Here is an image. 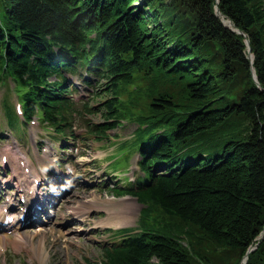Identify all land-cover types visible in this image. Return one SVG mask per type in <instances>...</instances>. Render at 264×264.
Masks as SVG:
<instances>
[{
	"label": "trees",
	"instance_id": "trees-1",
	"mask_svg": "<svg viewBox=\"0 0 264 264\" xmlns=\"http://www.w3.org/2000/svg\"><path fill=\"white\" fill-rule=\"evenodd\" d=\"M216 5L0 0V86L13 82L26 121L74 136L70 80L81 78L104 97L84 106L103 117L90 126L98 138L137 123L143 177L115 192L145 207L104 264H241L258 242L246 264H264V0H219L242 33ZM2 108L18 129L9 94Z\"/></svg>",
	"mask_w": 264,
	"mask_h": 264
},
{
	"label": "rangeland",
	"instance_id": "rangeland-1",
	"mask_svg": "<svg viewBox=\"0 0 264 264\" xmlns=\"http://www.w3.org/2000/svg\"><path fill=\"white\" fill-rule=\"evenodd\" d=\"M136 82L143 92L144 85H141L140 81ZM13 88L11 80L0 87V153L12 150L16 156L31 160L35 173L40 174L44 180L59 179L73 170L74 174H79L77 180L80 182L58 207L60 210L54 221L7 236L4 252L0 255V264H101L102 243H113V236L108 231L119 228L108 223L110 212L116 211L118 215L123 216V207H130L132 204L135 206L132 218L121 225L135 227L139 218L141 206L134 202V198L125 200L128 196L116 197L108 191L109 188L117 186V178L124 180L126 175L115 177L107 169L108 164L110 171L117 170L127 174L129 166L130 181L141 174L135 150L128 160V166L122 157L113 158L120 155L119 151L124 149V146H131L137 123L124 121L118 129L108 132L107 138L103 140L92 137L84 128L78 126L75 130L80 139L64 141L65 144H70L69 149L65 150L60 147L62 138L52 139L48 130H43L40 124L27 125L24 135L16 136L8 129L2 115L1 99L3 93L9 94L10 100L16 104ZM129 91H132V87ZM139 93V90H136L135 95L139 96ZM84 95L82 102H89L91 97L88 93ZM101 101L96 99L93 103ZM89 118H93L94 123L103 122L101 116ZM78 123L84 124L83 121ZM44 148L47 149L45 153ZM19 179L24 182L23 176L12 175L8 168L0 167L1 181L14 185ZM121 180H118L120 185ZM0 189L2 193L5 192L4 186H0ZM113 203L117 205L118 210L111 208ZM79 205L82 218L71 216V208ZM75 218L77 220H74ZM40 244L43 246L39 251L37 246Z\"/></svg>",
	"mask_w": 264,
	"mask_h": 264
},
{
	"label": "water",
	"instance_id": "water-1",
	"mask_svg": "<svg viewBox=\"0 0 264 264\" xmlns=\"http://www.w3.org/2000/svg\"><path fill=\"white\" fill-rule=\"evenodd\" d=\"M218 3H219V0H217V5H216V7H215V12H216V15L221 19V21L223 22V24H224L227 28H229V29H232V30H234V31H236V32H238V33H242L240 30L236 29V27H235V25H234V23H233L232 20L226 18V17L221 13V11H220V9H219V7H218ZM246 44H247V46H248V58L250 59V61H251V63H252V62H253V59H254V56H253V54H252V52H251V48H250V46H249V41H248V40H246ZM252 73H253V78H254L255 82H257V77H256V74H255V71L252 70ZM263 237H264V229H263V231L261 232V234H260V236L258 237V239H262ZM258 245H259V242H258L256 245L252 246V247L247 251V254L250 253L251 251H253L255 248H257ZM247 254L244 256V259H243V261H242L243 264H246V260H247V258H248V255H247ZM244 261H245V263H244Z\"/></svg>",
	"mask_w": 264,
	"mask_h": 264
},
{
	"label": "bare ground",
	"instance_id": "bare-ground-1",
	"mask_svg": "<svg viewBox=\"0 0 264 264\" xmlns=\"http://www.w3.org/2000/svg\"><path fill=\"white\" fill-rule=\"evenodd\" d=\"M134 207V205H133ZM133 207H130L128 208L125 212H124V215L121 216V215H118V212L116 211H112L110 212L111 214L109 215V218H108V223H112L113 225H121L123 223H127L129 219L132 218V208ZM111 208H114V209H117L118 210V207L116 204H112V207ZM127 208V207H126ZM6 237H2L0 236V246L4 245L5 244V241H6ZM42 244L38 245L37 248L38 250L40 251L42 249ZM245 263V261H244ZM243 264V263H242Z\"/></svg>",
	"mask_w": 264,
	"mask_h": 264
}]
</instances>
